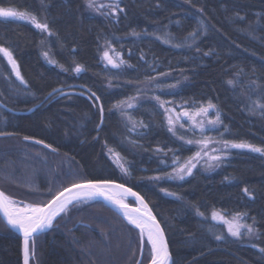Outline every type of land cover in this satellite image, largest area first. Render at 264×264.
<instances>
[{"label":"trees","instance_id":"1","mask_svg":"<svg viewBox=\"0 0 264 264\" xmlns=\"http://www.w3.org/2000/svg\"><path fill=\"white\" fill-rule=\"evenodd\" d=\"M82 1L0 0V7L27 10L51 29L47 35L0 18V45L11 50L26 81L0 54V102L33 109L15 114L0 106V190L18 205H43L77 182L118 181L140 192L161 220L172 264H264V154L236 148L212 173L158 183L164 161L185 160L195 147L170 132L150 99L157 93L187 104L211 100L220 111V139L264 147V115L253 103L264 104V0H120L118 20L83 13ZM103 42L128 67L106 68ZM155 82L165 90L153 92ZM138 94L149 98L130 110V124L115 105ZM214 210L246 214L257 240L231 238L211 220ZM0 227V264H23L21 237L1 218ZM145 248L140 264L151 258ZM140 252L139 230L98 200L73 203L30 240L38 264H137Z\"/></svg>","mask_w":264,"mask_h":264},{"label":"snow or ice","instance_id":"2","mask_svg":"<svg viewBox=\"0 0 264 264\" xmlns=\"http://www.w3.org/2000/svg\"><path fill=\"white\" fill-rule=\"evenodd\" d=\"M87 5L89 8H94L95 10L99 11L100 7H104L103 5H97L95 0H86ZM120 0H114L112 4H109L108 7L111 9V12H115L119 8ZM111 14V13H109ZM0 18H16L24 21L30 22L35 28L40 29L42 32L47 31L51 34V29L47 23H42L38 19V17L28 12L27 10H18L14 7H0ZM200 28L206 31L203 23L200 24ZM136 35V33H133ZM192 37L197 35V32L194 30L192 33L189 34ZM164 39L165 43H171L169 39L164 37H160ZM179 47V45H177ZM0 54L3 57L7 58L9 64H11L12 69L15 71L16 77L22 82L24 81L23 76L19 71V66L16 60L13 57V53L10 49L3 47L0 45ZM104 57L108 60L109 63L116 64L115 60L112 56L109 55L108 51L103 53ZM118 55V54H117ZM44 56L47 57L48 53L45 52ZM52 63H56V61H51ZM63 68V65H60ZM68 71V69H64ZM82 70L81 65H77L75 71L79 73ZM163 75V74H162ZM229 84H233L232 80L228 81ZM170 87H174L171 85ZM53 91H56L55 89ZM95 94H93L94 96ZM98 99V97L96 98ZM133 99V98H130ZM159 97H156V100L159 101ZM127 101H119L115 105V107H120L123 104H126ZM169 103L168 101H162L161 106L164 104ZM195 103V101H193ZM255 108L261 109V115H264V104L260 103L259 100L254 101ZM131 107V105H128ZM255 108L253 110H255ZM209 109H216V118L214 120L209 121L212 125H219L222 123L220 120V111L216 107L215 104L212 103L211 100L207 102L206 105H202L201 107L197 108L194 115L204 114L207 115ZM102 110V106H101ZM167 112H174L175 109H165ZM183 115L188 116V112H184ZM142 126L143 122H140ZM168 125L169 130L174 131V121L171 116L168 117ZM201 129L203 130V125H200ZM133 130H135L133 128ZM225 131H228L225 128ZM0 135H4V133H0ZM27 139V137H26ZM180 139H184L183 136ZM210 141L209 140H202L198 143L203 145H207ZM40 143H43L42 141ZM189 144L193 143V141H188ZM222 143L224 149L228 148H239V149H250L253 152L264 154V147L256 146L250 144L245 141L235 142V141H220ZM48 147H51L49 145ZM110 151L114 152V150L110 149ZM117 158V163L120 162V154L114 153ZM207 155V153H205ZM201 153L197 152L195 156L190 157L188 161L181 165L179 169H174L177 177L179 179H183L186 175L192 174V169L195 168V163H192L193 160L200 158ZM210 159L219 161L221 159L220 156H213ZM121 168L124 171H127L126 168H123L121 164ZM245 192L248 190L245 188ZM117 193H122L123 195H132L139 199L142 208H135L132 209V213H136V217L134 218L133 215L128 211L129 206L123 203L122 199L117 198ZM175 195V194H173ZM251 195V193H249ZM103 197L117 205H119L122 209L125 210V215H127L128 219L131 223L135 224L140 229L141 237L144 236L145 232L147 233V240L150 242L151 245V252H152V264H169L170 261V253L168 251L167 242L164 237L163 228H161L159 221L156 217L152 214L151 210L148 208L147 204L144 202L143 197H140L138 193L132 191L131 188H126L122 184H116L114 181L110 180H88L83 183H74L70 187H66L63 191L58 192L53 198L47 203L43 205H32V204H25L24 207H19L18 203L14 201L11 197L7 196L4 192L0 191V213H2L3 217L6 220V223L13 229H17L23 232L24 234V259L25 264H27L29 258V240L32 239L33 233L43 232L46 228H49L52 225V221L62 212H65L70 204L74 201H80L82 198L86 200H95L98 198ZM199 215L203 216L204 213L198 212ZM241 214L237 213L236 216L233 218L232 221H228L225 216L222 215L220 210H216L212 212L213 219H219L225 221L228 224V232L233 237H241V227H247V231L249 235H252L257 230L254 229L251 225L242 226L236 223L235 221L241 217ZM220 239V237H217ZM264 252V249H261Z\"/></svg>","mask_w":264,"mask_h":264},{"label":"rangeland","instance_id":"3","mask_svg":"<svg viewBox=\"0 0 264 264\" xmlns=\"http://www.w3.org/2000/svg\"><path fill=\"white\" fill-rule=\"evenodd\" d=\"M95 2L98 6L103 5L104 7H100L99 11H97L94 8H89L86 0H83L82 4H81L82 12L86 13V14H90V15L103 17L106 19H113V20H118L120 18V16L122 15L123 9L121 8L120 3H119V8L115 12H111V9L108 7V5L112 4L114 2V0H95ZM109 13H111V14H109ZM11 19L20 20V19H16V18H11ZM20 21H24V20H20ZM24 22H28V21H24ZM28 23H30V22H28ZM44 32L47 35H49V32H47V31H44ZM105 51L109 52V55L113 57L116 64L118 65V67L114 66L113 64L108 62V60L103 55V53ZM100 57H101V62L103 63V65L106 68H109L111 70H121V69L128 67V63L123 58V55L119 51H117L108 42L102 43ZM45 58L47 59V61L52 63L51 62L52 60L50 59L49 55ZM156 83L157 82H155V84ZM158 84L159 83H157V85L154 87L153 92H162L165 90V88L159 87ZM156 95H157V93L155 95L154 94L151 95L150 99L156 101V103L163 110L168 129H169L168 117L171 116L173 121H174V131H170V132L176 138H178L180 141H182L183 143L195 147V152L190 157L195 156V154L197 152L201 153L200 158H197L196 160L192 161V163H195V165H196L195 168L192 169V174L196 170H202V171L207 172V173H212V172L216 171L217 169H219L222 166L223 162L230 157L231 152L236 148L224 149L222 143H219L220 141H225V140L220 139V137L217 135V131L220 129L221 124L212 125L209 123V121L214 120L216 118V115H215L216 109H209L207 115H204V114L194 115L197 108L201 107L202 105H206L207 103H196V104L180 103V102H174L171 100H165V99H162ZM146 96L147 95L144 96L142 94H138V95H135L133 97L126 98L123 101H127V103L121 105L120 107H115V110L117 112H119L120 116L123 117L126 121H128L130 124H133L134 122L130 118V114H129L130 110L137 107L143 99L149 98ZM156 97L160 98L159 101L156 100ZM130 98H133V99H130ZM162 101H168L169 103L161 106ZM129 104L131 105V107L128 106ZM165 109H175V111L174 112H167V111H165ZM184 112H188L189 115L188 116L183 115ZM200 125H203V130L201 129ZM181 136L184 137L183 140L180 139ZM202 140H209L210 142L207 145H203L201 143H198L199 141H202ZM188 141H193V143L189 144ZM205 153H207V155H205ZM108 154H109L110 158L112 159V161L123 172H125L121 168V164L123 165V168H126L123 160L120 158V162L117 163V158L114 155V153L109 151ZM213 156H220L221 159L219 161L210 159V157H213ZM190 157H188L185 160H180L179 158H176V159L171 160L170 162L164 161L165 162V173L162 175L156 176L155 177L156 181L158 183H161L163 181L180 182V181H183L184 179L188 178L189 176H191L192 174L184 176L183 179H179L177 177L175 171H174V169H179L181 165L185 164ZM161 192L164 194H168V192L165 191L164 189H161ZM32 205H37V204H32ZM18 206L24 207L25 204L24 205H18ZM214 211H216V210H214ZM236 214L237 213L229 214L226 212H222V215L225 216L228 221H232L233 218L236 216ZM211 220L213 222H215L216 224H220V225L224 226L227 234L233 239L252 243V242H255L258 238V232L256 231L252 235H249L248 231H247V227H241V229H240L241 230V237H239V238L233 237L228 232V224L225 223V221L219 220V219H213L212 213H211ZM235 222L238 223L239 225H242V226L251 225L255 229V227L252 224L246 222L244 215L239 217ZM1 229H2V227H0V230ZM145 243H147L148 247H150L149 249H151L150 242L147 240V233H145L143 254L146 250ZM140 254H141V252H140ZM151 255H152V252H151ZM33 257H34L33 254H30V264H31V262H32V264H38L37 259H34Z\"/></svg>","mask_w":264,"mask_h":264},{"label":"water","instance_id":"4","mask_svg":"<svg viewBox=\"0 0 264 264\" xmlns=\"http://www.w3.org/2000/svg\"><path fill=\"white\" fill-rule=\"evenodd\" d=\"M78 87L83 88V89H86L85 87L80 86V85H78ZM59 90H60V89H57L55 92H58ZM55 92H53V93H55ZM0 106L3 107V108H5L6 110L12 112V113H15V114L29 113V112H31V111L33 110V109H30V110L25 111V112H23V111H16V110H12V109L6 107V106L3 105L1 102H0ZM102 116H103V112H102ZM46 147L49 148L50 150H53L51 147H48V146H46ZM87 181H88V180H87ZM93 181H95V180H93ZM110 181H113V180H110ZM83 182H86V181L77 182V183H83ZM114 182H115L116 184H122V185H124L126 188H131L133 192L138 193L140 197H143L144 202L147 204V206H148V208L151 210L152 214H153V215L156 217V219L159 221L161 228H163V231H164V237H165V240H166V242H167L168 251H169V253H170V261H169V264H172V253H171V247H170V244H169V240H168V236H167V233H166L165 227L163 226L161 220L158 218V216L156 215V213H155L154 210L152 209V207H151V205L149 204V202L147 201V199H146V198H145L140 192H138L136 189H134V188H132V187H130V186L124 184V183L118 182V181H114ZM70 186H71V185H70ZM70 186H67V187H70ZM0 191H1V190H0ZM61 191H63V189H62ZM52 198H53V197H52ZM52 198H51V199H52ZM117 198H118V199H122V200H123V203H125V204H127V205L129 206L128 211L133 215L134 218L136 217L137 214H136V213H132L131 210H132V209H135V208H142V205L140 204L139 199H138L137 197H135V196H132V195H127V196H125V195H123L122 193H117ZM51 199H50V200H51ZM50 200H49V201H50ZM81 200H86V199H83V198H82ZM81 200H80V201H81ZM95 200H98V201L102 202L105 206H107L108 208H110L111 210H113L115 213H117L119 216H121V217L124 218L126 221H128L130 224H132V225H133L137 230H139V232H140V229H139L135 224L131 223V221L128 219L127 215H125V210L122 209L119 205H117V204H115V203H113V202H111V201H109V200H107V199H104L103 197L98 198V199H95ZM49 201H48V202H49ZM129 201H132V203H130ZM48 202H47V203H48ZM75 202H78V201H74L73 203H75ZM47 203H46V204H47ZM73 203H72V204H73ZM72 204H70V205H72ZM70 205H69V206H70ZM69 206H68V207H69ZM61 214H62V213H60V214H59V215H58V216L52 221V225H53V223L56 221V219H57ZM0 218L2 219V221L5 223V225H6V226H7L12 232L18 234V235L21 237V239H22V261H23V264H25V259H24V234H23V232L20 231V230H17V229H13V228H11V227L6 223V220H5V218L3 217L2 213H0ZM52 225H51V226H52ZM51 226H50L49 228H46L43 232H39V231H38L37 233H33V235H32V239H33L35 236H37V235H40V234H43V233L49 231V229L51 228ZM145 233H146V232H145ZM30 240H31V239H30ZM30 240H29V258H28L27 264H30ZM144 241H145V234H144L143 237H141V254H140V257H139V260H138L137 264H140L141 261H142L143 251H144ZM152 255H153V254H152ZM152 255H151V258H150V260H149V262H148L147 264H152Z\"/></svg>","mask_w":264,"mask_h":264}]
</instances>
